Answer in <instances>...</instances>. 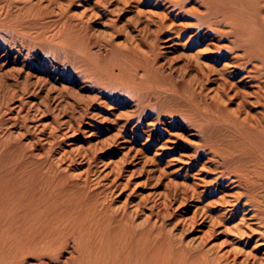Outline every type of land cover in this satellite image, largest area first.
I'll return each instance as SVG.
<instances>
[{
  "label": "rangeland",
  "instance_id": "1",
  "mask_svg": "<svg viewBox=\"0 0 264 264\" xmlns=\"http://www.w3.org/2000/svg\"><path fill=\"white\" fill-rule=\"evenodd\" d=\"M207 1L0 0L10 16L29 9L21 20L29 22L10 17L16 27L0 28L1 223L30 202H57L67 185L59 179L89 171L91 189L111 187L118 204H154V228L147 227L154 231V264L169 253L189 264L199 243L208 264L245 252L264 260L261 215L244 205L235 178L221 174L222 160L207 154L200 132L178 117L161 112L157 121L158 107L171 111V95L187 101L199 82L224 124L228 116L247 130L261 111L254 99L243 103L229 91L228 100L205 80L208 66L220 69L235 53L228 27L217 24ZM238 105L242 110L233 113ZM224 126L229 138L233 129Z\"/></svg>",
  "mask_w": 264,
  "mask_h": 264
},
{
  "label": "bare ground",
  "instance_id": "2",
  "mask_svg": "<svg viewBox=\"0 0 264 264\" xmlns=\"http://www.w3.org/2000/svg\"><path fill=\"white\" fill-rule=\"evenodd\" d=\"M206 5L210 9V15L219 21L217 24L228 27V33L233 38L228 48L235 50V53L233 56L226 55L229 63L223 64L220 69L208 66L206 70H202L207 77L205 80L211 79L213 83L218 84L222 96L226 97L227 93L232 91L235 97H242L243 103L247 98L254 99L253 104L261 111L253 115L247 130L228 116H225L227 121L224 124V118H220V121L214 112H211L212 109L205 100L210 95L204 93V87L199 82L197 92L189 94L187 101L171 95L173 98L168 99L173 100L174 109L171 111H161L162 105V108L158 107L157 121H160V114L163 112L178 117L188 126L197 129L202 136L204 151L211 154L215 161L222 160V163H218L223 166L221 174H228L226 178H235L233 181L244 190L243 195L237 197L246 198L244 205L255 207L254 210L261 215L264 228V0H209ZM2 6V31L16 27L15 23L7 22L10 17L14 20L20 19V24L29 22L21 21L22 18L28 17L29 9L21 8L16 15L10 16V5ZM214 23H210L208 28H213ZM46 25L43 24L42 28H47ZM42 34L44 35V31H41L39 36ZM228 64L236 69V74L231 75ZM237 74L242 76L237 79ZM243 74L248 76L244 77ZM193 76L194 80H199ZM190 86L192 87L191 84ZM211 99L215 100L213 97ZM213 105L219 111L222 109L223 113L226 111L219 102ZM240 106L238 105L233 113L242 110ZM228 124L233 130L229 131L232 133H228L229 138H226L224 125ZM88 174L89 171H84L73 178H62L66 181L59 179V182L67 185L61 190L57 202L50 197L48 201L46 199L47 202H30L31 205L26 208H18L16 212L5 215V222H0V264H28V257L32 261L30 264H154V252H150L154 249V231H147V227L154 228V204L145 203L142 206L141 202H138L132 205L128 199L118 204L112 198L114 189L111 190V187L109 191L91 189L88 185ZM68 180L70 182H67ZM1 217L3 216L1 215L0 219ZM211 223L210 221L209 224ZM70 241L74 244L70 256L62 259L61 255L68 249ZM193 248L195 249L188 253L190 257L185 260H190L189 264H208L207 258L203 259L201 243ZM181 256L169 253L164 264H182L179 259L184 258ZM210 264H264V260L256 259L251 253L245 252L231 261L225 258L222 262L214 260Z\"/></svg>",
  "mask_w": 264,
  "mask_h": 264
}]
</instances>
